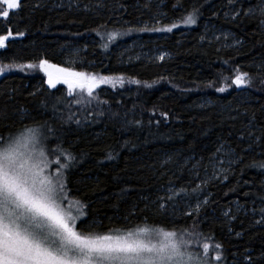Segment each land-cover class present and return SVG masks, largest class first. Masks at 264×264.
Returning <instances> with one entry per match:
<instances>
[{
  "label": "trees",
  "instance_id": "trees-1",
  "mask_svg": "<svg viewBox=\"0 0 264 264\" xmlns=\"http://www.w3.org/2000/svg\"><path fill=\"white\" fill-rule=\"evenodd\" d=\"M0 66V142L41 130L80 235L151 225L264 264V0H0Z\"/></svg>",
  "mask_w": 264,
  "mask_h": 264
},
{
  "label": "rangeland",
  "instance_id": "rangeland-1",
  "mask_svg": "<svg viewBox=\"0 0 264 264\" xmlns=\"http://www.w3.org/2000/svg\"><path fill=\"white\" fill-rule=\"evenodd\" d=\"M130 47L135 56L139 52L160 60L167 56L155 41L141 45L135 40ZM4 73L0 66V76ZM77 79L83 81L84 76ZM45 144L38 128L24 129L0 142V264H225L180 245L172 232L151 225L101 237L80 235L81 212L61 191L66 183L64 168L60 174L54 171ZM232 153L222 149L216 155L214 178L228 173ZM192 199L184 201L188 213L207 201L199 194Z\"/></svg>",
  "mask_w": 264,
  "mask_h": 264
},
{
  "label": "water",
  "instance_id": "water-1",
  "mask_svg": "<svg viewBox=\"0 0 264 264\" xmlns=\"http://www.w3.org/2000/svg\"><path fill=\"white\" fill-rule=\"evenodd\" d=\"M5 3L7 4L8 7H10V9H14V5L18 0H4Z\"/></svg>",
  "mask_w": 264,
  "mask_h": 264
}]
</instances>
